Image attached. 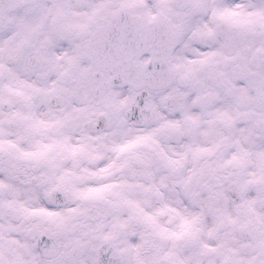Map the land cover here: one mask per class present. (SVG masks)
<instances>
[{"label":"snow or ice","instance_id":"6c2138e0","mask_svg":"<svg viewBox=\"0 0 264 264\" xmlns=\"http://www.w3.org/2000/svg\"><path fill=\"white\" fill-rule=\"evenodd\" d=\"M0 264H264V0H0Z\"/></svg>","mask_w":264,"mask_h":264}]
</instances>
